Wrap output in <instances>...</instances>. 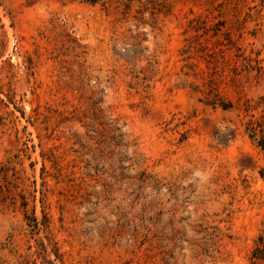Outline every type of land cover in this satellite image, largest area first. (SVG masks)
Instances as JSON below:
<instances>
[{"label": "rangeland", "instance_id": "374dc122", "mask_svg": "<svg viewBox=\"0 0 264 264\" xmlns=\"http://www.w3.org/2000/svg\"><path fill=\"white\" fill-rule=\"evenodd\" d=\"M264 0H0V264H264Z\"/></svg>", "mask_w": 264, "mask_h": 264}, {"label": "trees", "instance_id": "16d2710c", "mask_svg": "<svg viewBox=\"0 0 264 264\" xmlns=\"http://www.w3.org/2000/svg\"><path fill=\"white\" fill-rule=\"evenodd\" d=\"M250 137L256 142V144L264 151V133L257 134L254 130L250 131ZM261 176L264 177V168L260 171Z\"/></svg>", "mask_w": 264, "mask_h": 264}]
</instances>
